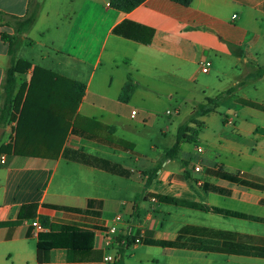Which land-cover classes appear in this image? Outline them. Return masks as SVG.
Segmentation results:
<instances>
[{"label": "crops", "instance_id": "obj_1", "mask_svg": "<svg viewBox=\"0 0 264 264\" xmlns=\"http://www.w3.org/2000/svg\"><path fill=\"white\" fill-rule=\"evenodd\" d=\"M29 1L0 0V108L10 64L1 33H13L11 22L25 16ZM109 2L42 0L16 51L15 60L31 67L16 73L14 95L22 84L27 88L36 66L43 79L48 72L59 77V100L28 105L34 121L20 134L24 153L0 152V264H130L133 258L140 264H264V74L252 77L264 65V0H144L128 12ZM203 60L210 62L206 73ZM62 79L84 85L73 112L61 103ZM128 79L135 90L122 101ZM242 79L244 85L197 118L201 155L194 144L183 151L182 143L194 142L189 139L171 158L167 150L152 156L157 145L149 138L147 154L139 150V125L154 122L147 105L160 101L157 95L175 105L190 101L191 115L205 98ZM15 123L0 119V147L14 139ZM197 163L202 173L193 171ZM195 179L203 180L202 189ZM34 221L44 228L37 235ZM62 227L92 236L76 235L74 247L37 253L45 245L38 235ZM130 228L129 237L139 241L119 244Z\"/></svg>", "mask_w": 264, "mask_h": 264}, {"label": "trees", "instance_id": "obj_2", "mask_svg": "<svg viewBox=\"0 0 264 264\" xmlns=\"http://www.w3.org/2000/svg\"><path fill=\"white\" fill-rule=\"evenodd\" d=\"M144 0H110L109 4L111 7L121 10L124 12H128L141 4ZM175 2L187 4L191 0H173ZM40 3L36 0H30L27 13L22 18H14L11 22L13 27V33L8 34L5 32L1 33V39L7 43L8 45V55L10 57V64L5 71L4 76V103L0 108V119L2 122H12L16 121L14 127V139L5 146L0 147V152L6 153H13V154H23L22 146L26 144L25 141L20 140V134L22 131L30 128L31 126L28 123L33 122L28 115H30L28 105L34 103L35 101L40 102L42 99L44 102L41 105H46V102L49 101H57L59 100L58 95V87L59 84L56 81L59 77L54 73H47L49 78H42L38 76V72L42 71L43 69L34 66L32 68L31 78L28 82L27 88L25 84H22L16 94L14 95L15 84H16V73H24L30 67L31 64L27 61L22 59L15 60V54L18 48L21 46L24 40V34L30 30V28L35 23L37 15L40 9ZM4 15L0 13V22L3 20ZM264 74V65L259 67L255 73H253V78H260ZM65 80V79H62ZM66 82V90L62 91L61 95V103L62 105H70L71 112L76 109L78 102L83 94L84 85L79 82L65 80ZM246 83V79H242L239 83L234 86L230 87L214 97H207L205 98L204 102L199 103L196 106L195 111L188 117V119L181 123L176 132V139L174 144L167 150L165 153L166 158L174 157L176 151L178 150V144L180 141L184 139H189L194 141L195 137L198 134V131L201 127V122L198 121L199 116H203L215 110V108L219 105V103L228 97L238 86H242ZM63 87V86H62ZM55 90V91H54ZM135 90V85L128 79L125 84L123 85L119 99L122 101H128L131 97L132 93ZM26 92V93H25ZM49 92V93H48ZM55 92V94H53ZM53 94V95H52ZM47 111V110H46ZM38 112V111H37ZM156 174L154 171L152 174H148V180L150 181ZM223 178L236 181L235 176L230 175L228 173H222L221 175ZM183 204L187 206H192L196 208H200L203 210H208L201 205L196 203L182 201ZM214 212H223L224 214H231L228 211H222L220 209H211ZM234 215H237L234 213ZM44 219H42V224L44 223ZM76 235H80L85 237V239L91 238V233L84 230H78L73 227H62L59 231H49L45 233H40L39 239L45 242V245H38L37 253L40 250H47L51 247L55 246H64L68 245L69 247H74L76 244L73 242ZM125 245L123 246H130L133 242L132 238L129 235H125ZM120 238H118V242L120 244ZM90 242L83 244V246H89ZM116 264H123L122 262H117Z\"/></svg>", "mask_w": 264, "mask_h": 264}, {"label": "rangeland", "instance_id": "obj_3", "mask_svg": "<svg viewBox=\"0 0 264 264\" xmlns=\"http://www.w3.org/2000/svg\"><path fill=\"white\" fill-rule=\"evenodd\" d=\"M161 97V100L153 103L152 105H147L150 113L154 116L155 120L154 122L149 125V123H147V126H143L142 124H140V128L143 132L140 134V141L139 144V150L143 153L145 152V146L148 142L145 141L146 138H149L151 140V142H153L154 144L157 145V149H155L154 151H152L151 153L149 152V150H147V152H149L150 154H152V156H161L162 153H164L165 150H168L170 148V146L173 144V140H174V136H175V131L177 129V127L185 122L188 117L190 116V110L192 108V106L194 105H190L192 104L190 101H184L185 105H175V103L170 102L167 100L166 95L161 94V95H157ZM181 99L182 98H187V95H183L180 94L178 95ZM188 99V98H187ZM186 99V100H187ZM179 109L178 114L175 113V109ZM196 106L194 107L195 111ZM169 110L172 113L171 114H166L165 111ZM221 112H227V108L224 106L220 107ZM148 122V119L146 120ZM168 128V132L166 133L165 136H163L160 133V129H165ZM192 144L194 145H202L203 141L201 140V138L195 137L194 142L192 143H182V149L183 151H189ZM147 154V153H146ZM130 264H140L138 263V258H133L130 261ZM145 264V263H142Z\"/></svg>", "mask_w": 264, "mask_h": 264}, {"label": "built area", "instance_id": "obj_4", "mask_svg": "<svg viewBox=\"0 0 264 264\" xmlns=\"http://www.w3.org/2000/svg\"><path fill=\"white\" fill-rule=\"evenodd\" d=\"M199 67H200V71L201 72H204V73H206L207 71H208V69H209V67H210V62L209 61H205V60H203V61H200L199 62ZM136 114V110L135 109H133L132 111H131V116L133 117L134 115ZM203 151H204V148L201 146V145H195V153L197 154V155H201L202 153H203ZM3 157H1V162H3V159H2ZM193 171L194 172H197V173H202L203 172V167H202V165H200L199 163H197V164H195L194 166H193ZM195 184H196V186H198L199 188H203V186H204V182H203V180L202 179H195ZM114 220L115 221H119V220H121V215L120 214H117V215H115V217H114ZM129 222H132V217L129 219ZM32 225H33V227H34V231H33V233L35 234V235H37L39 232H41L44 228H43V226L38 222V221H34L33 223H32ZM109 230L111 231V232H116L117 231V228H116V226L115 225H111V227L109 228ZM131 231V228L129 229V232H128V230L122 235V238L120 239V244L121 245H125V243H126V241H125V235H131V233L132 232H130ZM139 239H140V236H136L134 239H133V242L134 243H136V242H138L139 241ZM106 259L107 260H112L113 259V257L111 256V255H108L107 257H106Z\"/></svg>", "mask_w": 264, "mask_h": 264}, {"label": "water", "instance_id": "obj_5", "mask_svg": "<svg viewBox=\"0 0 264 264\" xmlns=\"http://www.w3.org/2000/svg\"><path fill=\"white\" fill-rule=\"evenodd\" d=\"M37 2H39V3H41L42 2V0H36Z\"/></svg>", "mask_w": 264, "mask_h": 264}]
</instances>
